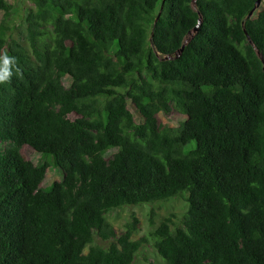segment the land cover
Masks as SVG:
<instances>
[{
    "label": "trees",
    "instance_id": "16d2710c",
    "mask_svg": "<svg viewBox=\"0 0 264 264\" xmlns=\"http://www.w3.org/2000/svg\"><path fill=\"white\" fill-rule=\"evenodd\" d=\"M29 1L0 0V264H152L106 214L180 196L162 264H264L262 4Z\"/></svg>",
    "mask_w": 264,
    "mask_h": 264
},
{
    "label": "rangeland",
    "instance_id": "374dc122",
    "mask_svg": "<svg viewBox=\"0 0 264 264\" xmlns=\"http://www.w3.org/2000/svg\"><path fill=\"white\" fill-rule=\"evenodd\" d=\"M10 4L14 6L16 14L14 15V21L19 22V18L23 15V10L31 3L29 0H8ZM262 7H264V0H262ZM3 17V12L0 11V21ZM14 23H11L13 27ZM160 118L164 121H168L171 124H176L181 116L168 117L164 114L160 115ZM22 154L31 159L34 162L40 160V156L33 152L29 147L24 146L21 149ZM111 150L109 153H112ZM62 177L60 171L56 167L49 169L46 179L41 183L43 187H47L55 180H60ZM187 208V201L185 197L180 196L172 198L168 201L155 202L152 204H139V205H126L120 208L112 209L106 214L107 220L111 223L117 234L125 231L127 225L133 224L136 220V229L133 232V239L140 237L146 238V243L143 244L140 251L135 256V263H138L144 259L152 264H162L163 259L157 254L153 247V239L150 233L159 225V223L165 217H171L172 220H177ZM135 223V222H134ZM96 242L105 246L107 242L96 239Z\"/></svg>",
    "mask_w": 264,
    "mask_h": 264
},
{
    "label": "clouds",
    "instance_id": "9594fccd",
    "mask_svg": "<svg viewBox=\"0 0 264 264\" xmlns=\"http://www.w3.org/2000/svg\"><path fill=\"white\" fill-rule=\"evenodd\" d=\"M14 63V59L7 55L0 56V83L6 82L11 76L9 65Z\"/></svg>",
    "mask_w": 264,
    "mask_h": 264
},
{
    "label": "water",
    "instance_id": "95a60500",
    "mask_svg": "<svg viewBox=\"0 0 264 264\" xmlns=\"http://www.w3.org/2000/svg\"><path fill=\"white\" fill-rule=\"evenodd\" d=\"M261 1H262V0H256V1H255L254 7H253L252 10L248 13V16L253 15L255 9H257V8L260 6ZM196 30H197V26H195L191 31H189V37L186 39L185 42H187V41L190 39V37L192 36L193 32L196 31ZM247 39H248V42H249V43H252L251 39H250L248 36H247ZM182 47H183V46H182ZM181 49H182V48H181ZM181 49H180V50H181ZM177 55H178V54H177ZM260 59H261V61L264 63V60H263V58H262L261 56H260ZM263 68H264V67H263Z\"/></svg>",
    "mask_w": 264,
    "mask_h": 264
}]
</instances>
